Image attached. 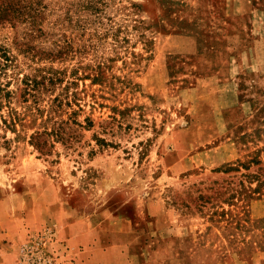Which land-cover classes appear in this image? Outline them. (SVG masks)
Here are the masks:
<instances>
[{
	"label": "rangeland",
	"instance_id": "1",
	"mask_svg": "<svg viewBox=\"0 0 264 264\" xmlns=\"http://www.w3.org/2000/svg\"><path fill=\"white\" fill-rule=\"evenodd\" d=\"M5 48L0 264H264V0H0Z\"/></svg>",
	"mask_w": 264,
	"mask_h": 264
},
{
	"label": "crops",
	"instance_id": "2",
	"mask_svg": "<svg viewBox=\"0 0 264 264\" xmlns=\"http://www.w3.org/2000/svg\"><path fill=\"white\" fill-rule=\"evenodd\" d=\"M62 209L65 210L64 206L62 207ZM62 209H59L56 214L51 212L52 213L51 215H54V216L57 215L56 222L60 224L59 225V227H60L59 234L60 235L62 234L63 228L67 224H71V223L73 224V221L70 223L68 222L70 215H67V213H66L67 210L63 212ZM60 210H62V211L59 214ZM69 211L75 212L74 209H69ZM44 215L45 214H43V216ZM51 215L49 217L47 216L45 218L40 219V222L44 223V224H46L47 222H50V221L54 222L55 219H53L51 217ZM120 220H125V221H122V222H125V227H123V228L112 227V226L111 227H108V226L102 227V225H99V224L93 225V227H91V226L87 227V226H85V224L83 226L85 228V231L88 230L89 232H94V234H95V236L93 237V235H92V237H93V241L96 243V245L91 247L92 250L99 247V246H97V245H99V243H105V245H108L109 242L113 243V244H110V247L108 246L107 252H106L107 247H104L103 251H105L107 253V255L109 256V254L111 252H115L113 249H115V246H117L116 247L117 248L116 249L117 255L119 258H121V263H123V262H128L130 260L131 255H132L131 252L128 250V244L126 246H124V243H127L128 241H130V242L134 241V239H135L134 235L135 234H136L135 235L136 238L141 237L143 231L140 230V232H138V230L134 228L133 224L131 222H128L129 220H127L125 218H122ZM118 230H120V231H118ZM121 230H123V231H121ZM78 235L82 236L81 232H79ZM73 236L71 238H69V237H67V238L72 240ZM97 237H98V239H97ZM97 240H99V243ZM78 242L80 243L79 238H78ZM85 253L83 251H81V253H79V254H80V256H83V258H84ZM1 255H2V253L0 254V256ZM14 263H15L14 261L11 262V264H14ZM115 264H118V263H115Z\"/></svg>",
	"mask_w": 264,
	"mask_h": 264
},
{
	"label": "trees",
	"instance_id": "3",
	"mask_svg": "<svg viewBox=\"0 0 264 264\" xmlns=\"http://www.w3.org/2000/svg\"><path fill=\"white\" fill-rule=\"evenodd\" d=\"M14 60L15 59L9 54L7 48H5L4 51L0 53V109H3L5 106H7L10 110V115L12 117L11 120L13 121L14 125H16L18 120L21 121L20 115L22 114V112H19L18 109H16L12 105V98L15 97L16 90L10 88L11 80H3V78L6 76H13L11 66ZM23 81L27 85V87L25 88L26 93H28L30 96H33L34 101L37 103L39 101L38 98L40 92L35 91V87L33 86V83L30 78L27 77ZM26 100L28 99L26 98ZM45 133L48 134V131L37 134L33 133V143L37 146V148L41 149L42 152L45 151L49 140L48 138L43 140V134ZM54 133L60 135V133L57 131H55Z\"/></svg>",
	"mask_w": 264,
	"mask_h": 264
}]
</instances>
